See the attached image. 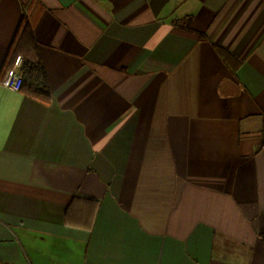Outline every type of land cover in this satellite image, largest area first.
I'll list each match as a JSON object with an SVG mask.
<instances>
[{
	"label": "crops",
	"instance_id": "0c3cea01",
	"mask_svg": "<svg viewBox=\"0 0 264 264\" xmlns=\"http://www.w3.org/2000/svg\"><path fill=\"white\" fill-rule=\"evenodd\" d=\"M18 57L0 264H264V0H0Z\"/></svg>",
	"mask_w": 264,
	"mask_h": 264
},
{
	"label": "trees",
	"instance_id": "16d2710c",
	"mask_svg": "<svg viewBox=\"0 0 264 264\" xmlns=\"http://www.w3.org/2000/svg\"><path fill=\"white\" fill-rule=\"evenodd\" d=\"M189 20L190 17L187 19V24ZM21 29L30 35V25L25 19L21 22ZM18 71L22 79L19 90L43 100L49 99L50 89L44 66L40 60L22 59Z\"/></svg>",
	"mask_w": 264,
	"mask_h": 264
},
{
	"label": "built area",
	"instance_id": "2783aa9c",
	"mask_svg": "<svg viewBox=\"0 0 264 264\" xmlns=\"http://www.w3.org/2000/svg\"><path fill=\"white\" fill-rule=\"evenodd\" d=\"M19 66L20 57L15 60L13 67L5 71L3 77L0 79V85L9 90L18 91L22 82L21 75L18 71Z\"/></svg>",
	"mask_w": 264,
	"mask_h": 264
}]
</instances>
